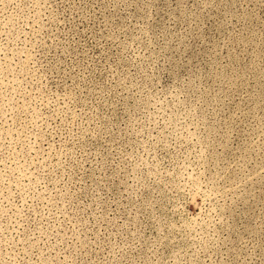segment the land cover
<instances>
[{"label":"rangeland","instance_id":"rangeland-1","mask_svg":"<svg viewBox=\"0 0 264 264\" xmlns=\"http://www.w3.org/2000/svg\"><path fill=\"white\" fill-rule=\"evenodd\" d=\"M0 264H264V0H0Z\"/></svg>","mask_w":264,"mask_h":264}]
</instances>
